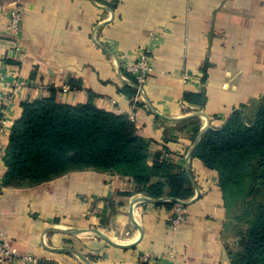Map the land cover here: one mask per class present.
<instances>
[{"label": "crops", "instance_id": "0c3cea01", "mask_svg": "<svg viewBox=\"0 0 264 264\" xmlns=\"http://www.w3.org/2000/svg\"><path fill=\"white\" fill-rule=\"evenodd\" d=\"M13 8L21 13L15 37ZM142 51L153 71L137 96L124 66ZM51 89L59 103L131 120L148 142L147 163L183 171L191 195L177 199L185 204L167 191L165 201L134 203L139 231L130 206L153 198L130 178L85 170L13 188L0 151V234L11 249L39 264H86L71 250L90 264H143V254L151 257L144 264H231L224 196L193 147L207 126L218 129L235 112L254 118L263 102L264 0H0V117L13 126L24 103ZM177 206L185 216L174 228ZM61 230H97L133 246Z\"/></svg>", "mask_w": 264, "mask_h": 264}, {"label": "trees", "instance_id": "16d2710c", "mask_svg": "<svg viewBox=\"0 0 264 264\" xmlns=\"http://www.w3.org/2000/svg\"><path fill=\"white\" fill-rule=\"evenodd\" d=\"M71 83V88L80 89ZM50 92L49 98L24 103L12 126L4 156L8 186L32 187L70 172L91 170L130 178L139 192L153 199L166 191L170 198H189L191 187L183 171L147 163L148 142L137 135L127 117L91 104L59 103L55 90ZM193 155L216 173L224 198L226 193L233 196V189L242 192L248 178L243 199L249 200L258 181L264 186L260 173L264 171V99L254 118L235 112L220 128L206 130ZM153 179L158 181L151 183ZM241 238L239 252L229 251L231 264H264V203L257 205Z\"/></svg>", "mask_w": 264, "mask_h": 264}, {"label": "built area", "instance_id": "2783aa9c", "mask_svg": "<svg viewBox=\"0 0 264 264\" xmlns=\"http://www.w3.org/2000/svg\"><path fill=\"white\" fill-rule=\"evenodd\" d=\"M21 24V13L17 8H13L9 12V24L8 30L15 37L20 30ZM125 76L130 75L134 79V83L137 87L136 95L139 96L141 94L142 88L146 82V77L152 71V65L150 56L146 51H142L136 55V59L131 64H126L124 66ZM67 88L65 87L64 90ZM131 121V120H130ZM12 126L7 121L5 116L0 117V140L1 136L5 134L11 133ZM0 151L5 152L3 149V145L0 143ZM175 217L172 220V227L176 228L182 222L185 214V209L181 206H177L175 210ZM173 257L172 254H170ZM150 255L143 254L141 257V262L146 263L150 260ZM0 264H39L38 260L35 257L30 255H19L17 254L11 247L9 246L8 238L4 235L0 234Z\"/></svg>", "mask_w": 264, "mask_h": 264}, {"label": "rangeland", "instance_id": "374dc122", "mask_svg": "<svg viewBox=\"0 0 264 264\" xmlns=\"http://www.w3.org/2000/svg\"><path fill=\"white\" fill-rule=\"evenodd\" d=\"M260 173L264 175V171L260 170ZM257 175L261 176L259 172L257 173ZM247 179L243 180L244 182L241 185L242 192L237 193L238 190L233 189L232 192L234 193V195L229 196V194L226 193L224 198L226 219L229 227L227 230V240L229 241L227 246L229 251H232L233 253L239 252V243L242 240L241 234L248 228L250 222H252L254 211L257 208V205H261L264 203V186H262L260 184L261 182L259 181L254 186L257 189V192H255V194L249 200H247L246 202L244 201L243 196L246 192L247 186L250 183V181ZM84 237L93 238L96 236L93 234H89L83 236V238ZM88 256L89 258H92L91 260H93V258H98L91 255Z\"/></svg>", "mask_w": 264, "mask_h": 264}, {"label": "water", "instance_id": "95a60500", "mask_svg": "<svg viewBox=\"0 0 264 264\" xmlns=\"http://www.w3.org/2000/svg\"><path fill=\"white\" fill-rule=\"evenodd\" d=\"M208 129H211L209 126H207L206 128H204L199 134H198V137H197V140H196V143L194 144V147L193 149L195 148L197 142L199 141V139L203 136V134L206 132V130ZM198 192V191H197ZM166 199H148L146 197H142V198H138L136 199L135 201H133V203L131 204V208H130V217L132 219V210H133V206H134V203H137V202H153V203H157V202H161V201H165ZM168 200H171L173 202H178V203H181V204H185V203H182L181 201L177 200V199H168ZM132 222L136 225V227L138 228L139 231H141L140 227L135 223L134 219H132ZM60 231V230H58ZM62 232L64 233H79V232H91V233H94L95 235L99 236L100 238H102L105 242H107L109 245L113 246V247H116V248H119V249H128V248H131L133 245H128V246H122V245H118L116 243H113L112 241H110L107 237H105L103 234H101L99 231L97 230H61ZM72 252H74L82 261H84L86 264H90L84 257H82L81 255L77 254L74 250H71Z\"/></svg>", "mask_w": 264, "mask_h": 264}, {"label": "bare ground", "instance_id": "6f19581e", "mask_svg": "<svg viewBox=\"0 0 264 264\" xmlns=\"http://www.w3.org/2000/svg\"><path fill=\"white\" fill-rule=\"evenodd\" d=\"M122 232V231H121ZM88 234V233H87ZM89 235V234H88ZM92 235V234H91ZM113 236V235H112ZM84 238H86V237H84Z\"/></svg>", "mask_w": 264, "mask_h": 264}]
</instances>
